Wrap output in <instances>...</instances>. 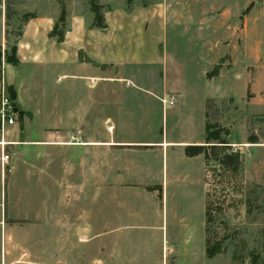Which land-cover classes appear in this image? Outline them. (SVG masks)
<instances>
[{"label": "crops", "instance_id": "0c3cea01", "mask_svg": "<svg viewBox=\"0 0 264 264\" xmlns=\"http://www.w3.org/2000/svg\"><path fill=\"white\" fill-rule=\"evenodd\" d=\"M162 3L166 5L167 0ZM142 8L139 14L116 8L106 11L102 16L104 28L93 25L91 11L74 13L67 22L60 23V27H65L62 37L53 33L61 10L23 24L15 43L17 64L4 62L1 69L2 88L14 94L18 119L0 131V145L8 143L0 146V158L2 154L9 157L7 165L0 159V202L3 206L9 204L12 190L25 191L30 179L35 182L34 188L45 191V184L49 183L51 199L66 209L65 224L57 221L55 235L96 236L98 264H143V258L154 259L156 237H160V264H167L163 253L170 248L181 255L168 264H212L213 258L205 255L203 155L187 154V148L205 145V126L209 124L207 98L196 111V127L195 112L183 113L186 103L180 90L162 88L160 92L138 87L130 75L126 82L134 90L131 94L145 92L162 103L168 96L182 100L172 112L179 115L181 131L177 137L161 132L155 140L121 133L123 125L131 126V120L125 121L123 116L132 118V114L121 105L123 87L115 85L116 81L125 80L118 75L120 68L125 60L146 52V44L156 51L169 13L162 7ZM176 14H172L174 20ZM213 28L218 32L215 22ZM146 34H151L150 41L145 40ZM2 43L5 44V26ZM214 46L218 48L217 39ZM53 63L62 64L69 71L76 69L62 77L83 78L90 74L88 89L97 92V96L89 94L82 101L77 98L81 105L69 109L68 101L77 87L65 86L61 101L66 103L64 111H59L60 102L55 98L50 103L49 117L44 119L38 109L31 112L27 108L22 98L25 85L17 81V72L10 73L9 82L4 79V66L20 70L32 65L41 69ZM215 64L217 58L211 65ZM95 108L102 114L101 121H95ZM106 108L111 109L110 115H104ZM95 123L100 130L95 129ZM152 160L158 164L157 171ZM77 203H90L91 207L78 214L81 225L74 213L69 215ZM59 208L55 211L56 220ZM196 216L200 224L197 229L193 223ZM169 224L173 233L168 232ZM143 233L150 234L148 244L143 242ZM137 241L141 243L136 244Z\"/></svg>", "mask_w": 264, "mask_h": 264}, {"label": "rangeland", "instance_id": "374dc122", "mask_svg": "<svg viewBox=\"0 0 264 264\" xmlns=\"http://www.w3.org/2000/svg\"><path fill=\"white\" fill-rule=\"evenodd\" d=\"M163 1L95 0L101 6L102 16L113 8L127 14H139L145 6L169 11L156 51L146 44V52L125 60L120 68L118 75L125 80L116 81L115 85L123 87L121 105L132 114V118L123 116L125 121L131 120V126L127 122L121 133L155 140L161 132L177 137L181 131L179 115L172 112L182 100L168 96L162 103L145 92L131 94L134 90L126 82L130 75L138 87L160 92L162 88L180 90L186 103L183 113L195 112L196 127L199 120L196 111L203 98H207V123L225 130L222 142L243 158L241 193L226 177L216 185L214 175L210 171L206 173L202 165V187L213 210L208 224L209 239L222 240L223 251L213 258L212 264H264V0H167L166 5ZM0 6L4 10L0 15V70L6 58L11 57L26 21L48 13L57 14L61 8L65 11L64 22L74 13L90 11L89 0H0ZM173 13H177L175 20ZM59 17L53 33L62 37L65 27H60ZM150 37L151 34H146L145 40L150 41ZM216 39L218 48L214 46ZM216 58L217 64L211 65ZM215 67L219 68L217 75L207 77ZM72 70L58 63L41 69L32 65H24L20 70L4 66V79L9 82L10 73L17 72V81L25 85L22 98L27 108L31 112L38 109L47 119L51 100L55 98L60 102L59 111H64L66 103L61 101L65 98L62 92L65 86L77 87L68 101L69 109L77 108L81 105L78 102L89 94L97 96V92L88 89L90 74L83 78L62 77L75 73L76 69ZM110 73L114 75L112 70ZM157 90L155 93L161 98ZM110 113L111 109L106 108L104 115ZM93 114L95 121H101L102 114L97 108ZM100 125L93 126L100 130ZM151 162L153 169H158L157 162ZM34 184L30 179L25 191L12 190L9 204L3 206L0 202V264H98L97 237L56 236L57 221L65 224V206L59 208L51 199L49 183L45 184L47 191L34 188ZM89 204L77 203L69 215L74 213L73 217L79 219L83 208L91 209ZM57 208L61 211L58 220ZM197 221L196 216L195 229L200 226ZM173 230L169 224L168 232ZM142 236L148 244L150 234ZM155 247L156 258H143V264H160V237H156ZM163 255V261L166 257L168 264L181 254L170 248Z\"/></svg>", "mask_w": 264, "mask_h": 264}, {"label": "trees", "instance_id": "16d2710c", "mask_svg": "<svg viewBox=\"0 0 264 264\" xmlns=\"http://www.w3.org/2000/svg\"><path fill=\"white\" fill-rule=\"evenodd\" d=\"M90 11L94 14L93 25L97 28L103 27V18L101 14V6H98L95 0H89ZM65 11L62 8L60 12L59 22H64ZM33 17V16H30ZM5 63L10 65L17 64L16 49L12 50L11 57L6 58ZM0 68H1V54H0ZM219 71L218 67H215L212 72L207 74V77L217 75ZM1 80V70H0ZM10 95L14 99V94L10 90ZM205 145L199 147L187 148V154L194 156L198 154L203 155L204 171H209L214 175V182L216 185H220L222 178L226 177L231 180L234 188L238 193H241L242 184V169L243 158L238 151L231 149L226 142H222L221 137L226 135V131L221 127L212 124H206L205 126ZM213 210L211 208L209 195L206 193L205 204V255L207 259H212L216 255H219L222 250V240L211 241L208 235V224L212 221Z\"/></svg>", "mask_w": 264, "mask_h": 264}, {"label": "built area", "instance_id": "2783aa9c", "mask_svg": "<svg viewBox=\"0 0 264 264\" xmlns=\"http://www.w3.org/2000/svg\"><path fill=\"white\" fill-rule=\"evenodd\" d=\"M4 10L0 6V15H3ZM1 82V80H0ZM172 105V102H169ZM15 99H13L10 93L2 88L0 83V131L5 127L13 126L18 119V111H16ZM2 143V142H1ZM8 143H2V146H6ZM1 162L7 165L9 157L7 154H2Z\"/></svg>", "mask_w": 264, "mask_h": 264}, {"label": "water", "instance_id": "95a60500", "mask_svg": "<svg viewBox=\"0 0 264 264\" xmlns=\"http://www.w3.org/2000/svg\"><path fill=\"white\" fill-rule=\"evenodd\" d=\"M17 111V110H16Z\"/></svg>", "mask_w": 264, "mask_h": 264}]
</instances>
